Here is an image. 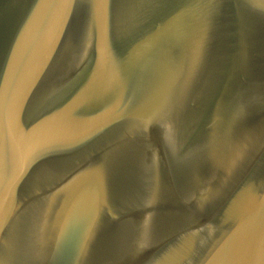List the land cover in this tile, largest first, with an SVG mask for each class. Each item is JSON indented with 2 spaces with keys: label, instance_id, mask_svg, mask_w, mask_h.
<instances>
[{
  "label": "water",
  "instance_id": "obj_1",
  "mask_svg": "<svg viewBox=\"0 0 264 264\" xmlns=\"http://www.w3.org/2000/svg\"><path fill=\"white\" fill-rule=\"evenodd\" d=\"M0 264H264V0H0Z\"/></svg>",
  "mask_w": 264,
  "mask_h": 264
}]
</instances>
